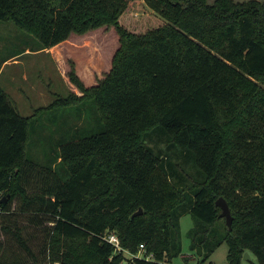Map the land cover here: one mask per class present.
<instances>
[{"label": "trees", "instance_id": "trees-1", "mask_svg": "<svg viewBox=\"0 0 264 264\" xmlns=\"http://www.w3.org/2000/svg\"><path fill=\"white\" fill-rule=\"evenodd\" d=\"M133 2L0 0V21L30 35L21 39L32 50L103 25L114 26L120 42L95 85L72 67L81 94L57 96L31 116L0 85V216L15 213L20 199L22 211L51 223L46 262L16 230L34 260L0 264H128L104 239L112 231L124 249L144 244L153 254L132 264H171L188 211L197 221L189 235L202 250L198 264L219 229L229 264H240L247 250L264 264V1L142 0L157 16L130 30L121 18ZM23 51L15 44L8 55ZM56 111L63 119L57 150L37 157L32 121ZM219 197L228 203L231 230Z\"/></svg>", "mask_w": 264, "mask_h": 264}, {"label": "rangeland", "instance_id": "rangeland-1", "mask_svg": "<svg viewBox=\"0 0 264 264\" xmlns=\"http://www.w3.org/2000/svg\"><path fill=\"white\" fill-rule=\"evenodd\" d=\"M213 1L208 0L209 3ZM138 4L142 5L143 10L136 7ZM132 9H135L133 15H131ZM156 16L142 0H134L132 6L123 14L121 23L127 29L142 30L144 26L148 27L153 24ZM14 36L22 38L30 35L19 29L13 21H0V40L2 37L11 38ZM119 44V35L112 25H103L85 33H71L66 40L55 45L56 56L54 58L50 54L23 55L20 58L22 65L3 66L1 80L5 82L4 87L19 113L23 116H31L37 108L47 107L57 96H67L70 92L81 94L69 78L72 67L86 86L95 85L110 70L113 55ZM1 45L0 62L15 44L1 42ZM26 75L28 78L25 80ZM20 86L23 90L21 96L17 92V87ZM87 107V112L90 114L91 108L89 105ZM57 112L52 115L49 113L39 115L32 121L30 150H34L33 153L37 157H41L40 152L43 149L57 150L53 147L61 135L57 131L63 122V119L57 118L59 117ZM65 117L68 118V115L66 114ZM52 159L53 156H50V160ZM62 167L65 168L62 163H55L52 169L60 171ZM64 171L65 179L69 172L66 168ZM37 188L38 185L33 187V189ZM12 206L16 208L15 213L0 216V261L29 263L34 260V257L25 251L15 238L13 231L19 230L37 260L40 263L46 262L47 253L44 249L47 242L48 226L51 225L48 217L32 211H22L20 199L14 200ZM196 226L197 221L191 212H185L180 221L181 253L173 259L171 264H198L200 262L202 256L199 254V250L201 248L200 246L194 248L193 239L189 235L190 230ZM7 228H10L11 231H8ZM220 230L217 231L215 238L208 240L209 246H203L204 252H208L209 247L212 246L213 250L201 262L202 264H229L227 261L228 245L225 241L220 240ZM245 252L250 258L242 256L240 264H261L251 251Z\"/></svg>", "mask_w": 264, "mask_h": 264}, {"label": "crops", "instance_id": "crops-1", "mask_svg": "<svg viewBox=\"0 0 264 264\" xmlns=\"http://www.w3.org/2000/svg\"><path fill=\"white\" fill-rule=\"evenodd\" d=\"M6 39H8V40H6ZM1 42L3 44H5V42H13L15 44H18L20 48H23L24 49V51L21 54H19V55H8V54L5 55V56H8L7 59L5 61H1L0 62V85L4 88V90L7 93H8V91L4 87L5 86L4 85L5 82L1 80L2 79V73H3V69H2L3 66H5V65H11V66L15 67V65H22L23 63H22V61H21L20 58L23 55H38V54L43 55V54H50L52 56V58H54L56 56V54L54 52L55 45L52 46V47H50V48H46V49H42V50H32L27 44H25V43L22 42V39L20 37H16V36L11 37V38L10 37H2L1 40H0V50L2 48ZM27 78H28V76L26 75L25 76V80ZM67 83H69V81ZM17 89H18L17 92H19V94L21 96L22 95V92H23L21 86L20 87H17Z\"/></svg>", "mask_w": 264, "mask_h": 264}, {"label": "built area", "instance_id": "built-area-1", "mask_svg": "<svg viewBox=\"0 0 264 264\" xmlns=\"http://www.w3.org/2000/svg\"><path fill=\"white\" fill-rule=\"evenodd\" d=\"M104 239L112 244L115 248L116 252H122L124 256V261L127 262L128 264H132V260L136 257L138 258H143L145 260H152L153 259V254L146 252L145 251V246L144 244H140L138 250L136 252H130L129 250H126L122 247L120 239L115 232H107L104 235ZM197 264V263H195Z\"/></svg>", "mask_w": 264, "mask_h": 264}, {"label": "water", "instance_id": "water-1", "mask_svg": "<svg viewBox=\"0 0 264 264\" xmlns=\"http://www.w3.org/2000/svg\"><path fill=\"white\" fill-rule=\"evenodd\" d=\"M5 200L6 199L4 198L1 201H5ZM215 204L221 208L220 216L225 218L226 224H227L229 230H231L232 229L233 217H232V215L230 213V209H229L228 203L226 202V200L223 197H219L216 200ZM141 212H142V208H139V210L136 211L133 214V216L141 214ZM199 254H201V250H199ZM243 258H250V256L247 254V252H244Z\"/></svg>", "mask_w": 264, "mask_h": 264}]
</instances>
